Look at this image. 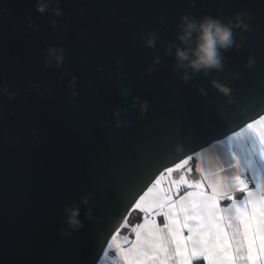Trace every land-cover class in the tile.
I'll use <instances>...</instances> for the list:
<instances>
[{
    "label": "water",
    "instance_id": "obj_1",
    "mask_svg": "<svg viewBox=\"0 0 264 264\" xmlns=\"http://www.w3.org/2000/svg\"><path fill=\"white\" fill-rule=\"evenodd\" d=\"M36 2L0 0V264H97L161 172L264 114V0H43L44 13ZM182 14L247 24L233 28L225 72L176 67ZM48 47L59 67L45 65Z\"/></svg>",
    "mask_w": 264,
    "mask_h": 264
},
{
    "label": "snow or ice",
    "instance_id": "obj_2",
    "mask_svg": "<svg viewBox=\"0 0 264 264\" xmlns=\"http://www.w3.org/2000/svg\"><path fill=\"white\" fill-rule=\"evenodd\" d=\"M224 137L220 143L229 145V155L218 156L214 169L193 168L200 153L188 155L135 199L130 215L142 213L143 222L132 225L124 217L107 241L112 248L119 229H130L135 239L125 236L127 246L117 245L123 264H193L199 258L206 264H264V114Z\"/></svg>",
    "mask_w": 264,
    "mask_h": 264
},
{
    "label": "clouds",
    "instance_id": "obj_3",
    "mask_svg": "<svg viewBox=\"0 0 264 264\" xmlns=\"http://www.w3.org/2000/svg\"><path fill=\"white\" fill-rule=\"evenodd\" d=\"M34 8L39 13H44L48 10L47 4L43 0H37ZM53 14L59 16L60 10L54 9ZM55 26V21H50ZM31 25V22H29ZM243 25L244 29H247V24L244 21H240L239 24L233 25L231 20L221 21L219 18H214L208 15L203 16L199 20L193 19L188 14H182L180 16V22L177 25L179 32L177 33V39L180 41V46H175L174 58L176 60V67L191 70V72H202L207 75L210 71H216L223 73L226 71V60L222 53H231L239 48V38L237 33L233 30L234 27ZM155 30H150L146 39L143 40L145 47L151 48L155 46L156 36ZM167 52L168 49L166 48ZM55 62L59 67L63 61L62 50L55 47H48L46 49V57L44 63L48 66L51 62ZM254 59H249L247 66L251 67L254 64ZM160 63L159 57H153L151 65ZM149 66L145 71L150 74L153 71V67ZM74 79V77L72 78ZM181 79L185 82L188 81L189 75L187 72L182 74ZM71 82V81H70ZM210 83L216 87L219 92L227 97L231 95V89L223 83H218L215 80ZM203 95V89H198ZM122 94L127 95V91L122 89ZM229 99V103H231ZM133 106L136 105V98H133ZM147 101H140V115L143 116L147 109ZM120 110H117L114 115H118ZM119 123V122H118ZM179 152L180 150L177 149ZM81 203H87V197H80ZM66 223L69 228L77 229L82 226V222L77 219L79 215V209L73 207L67 209ZM86 217H90V210L85 212Z\"/></svg>",
    "mask_w": 264,
    "mask_h": 264
},
{
    "label": "crops",
    "instance_id": "obj_4",
    "mask_svg": "<svg viewBox=\"0 0 264 264\" xmlns=\"http://www.w3.org/2000/svg\"><path fill=\"white\" fill-rule=\"evenodd\" d=\"M220 141L214 142L210 146L198 151L200 153L199 156H195V154H193L195 156L194 160L191 162L193 168H195V166L199 165L203 168H207V169L211 170L217 166L218 156H220L222 159L227 157L229 155V145L221 144ZM243 143L245 144V146H250L251 139L250 138H244ZM231 147H232L233 151L237 150L235 144L232 145ZM219 163L223 164V166L227 168V163L225 161H219ZM181 174H183V173H181ZM192 175H195V172H193ZM249 177H251L250 173H249ZM168 183H169V181L165 180L163 186L167 187ZM240 198L242 199L243 197L241 196ZM140 214L142 215V221H141V223H142L143 222V214L142 213H140ZM162 220H163L162 217L158 218V222H162ZM132 239H135V237L133 236ZM118 245L121 246V248L127 246L126 244H123V243H120ZM109 256H110V260L107 259L103 264H123V261L121 260L120 256L118 255L117 246L115 247V249L112 252H110ZM193 264H206V261H204L203 258H199L197 260H194Z\"/></svg>",
    "mask_w": 264,
    "mask_h": 264
},
{
    "label": "trees",
    "instance_id": "obj_5",
    "mask_svg": "<svg viewBox=\"0 0 264 264\" xmlns=\"http://www.w3.org/2000/svg\"><path fill=\"white\" fill-rule=\"evenodd\" d=\"M132 212V209L129 211V213H128V215H127V218H128V222L130 223V224H132V225H134V224H136V223H141V221H142V215L140 214V213H138V214H131L130 215V213ZM124 222V221H123ZM121 229H123V228H120L119 229V231L121 230ZM126 233H127V237L129 238V240H131L132 238H133V234L130 232V229H123ZM117 234V231H116V233L114 234V235H116ZM123 244H125V242L123 243ZM108 246V245H107ZM103 256V255H102ZM101 259H102V257H101ZM101 259L99 260V262L101 261ZM105 261H106V259H105ZM104 261V262H105ZM99 262L97 263V264H99ZM103 262V263H104ZM102 263V264H103Z\"/></svg>",
    "mask_w": 264,
    "mask_h": 264
},
{
    "label": "rangeland",
    "instance_id": "obj_6",
    "mask_svg": "<svg viewBox=\"0 0 264 264\" xmlns=\"http://www.w3.org/2000/svg\"><path fill=\"white\" fill-rule=\"evenodd\" d=\"M116 235H117V234H116ZM125 236H127V233H126L123 229H121V230L119 231L117 241L114 242L113 247H112V248H109L108 246L106 247V250H105V252H104V254H103V256H102V259H101V261L99 262V264H102V263L105 261V259H106V260H107V259L110 260V256H109L110 252H112L118 244H120V243H124V242H125V241L123 240V237H125Z\"/></svg>",
    "mask_w": 264,
    "mask_h": 264
}]
</instances>
